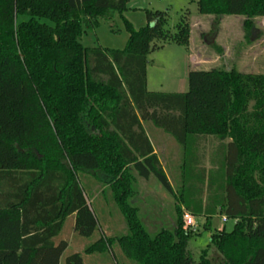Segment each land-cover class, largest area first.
Returning a JSON list of instances; mask_svg holds the SVG:
<instances>
[{
	"label": "trees",
	"instance_id": "trees-1",
	"mask_svg": "<svg viewBox=\"0 0 264 264\" xmlns=\"http://www.w3.org/2000/svg\"><path fill=\"white\" fill-rule=\"evenodd\" d=\"M129 1L0 0V264H60L73 214L76 236H93L98 223L86 195L104 188L86 182L87 173L106 176L103 194L110 192L127 232L80 241L66 264H86L85 256L114 243L137 264H216L209 246L219 264H264V73L191 70L186 92L149 90V54L170 40L188 45L191 26L181 16L171 35L168 12L157 10L136 28L123 16ZM197 2L202 14L245 16L248 38L264 17V0ZM114 13L129 32L126 48L84 45L99 19ZM145 124L182 148V168L196 180L179 190L185 208L206 215L209 227L218 212L235 220L231 231L212 233L198 262L182 208L174 229L152 234L130 203L133 171L175 193ZM209 140L213 167L197 173Z\"/></svg>",
	"mask_w": 264,
	"mask_h": 264
},
{
	"label": "rangeland",
	"instance_id": "rangeland-1",
	"mask_svg": "<svg viewBox=\"0 0 264 264\" xmlns=\"http://www.w3.org/2000/svg\"><path fill=\"white\" fill-rule=\"evenodd\" d=\"M127 6L128 10L123 16L136 28L147 24L146 11L157 10L168 12L170 18L168 29L171 35L177 31L176 24L181 16L187 15L191 26L188 45H179L170 40L163 47L149 54L147 66L149 90L186 92L189 87L188 74L191 70L237 68L243 72L264 73V17L254 19L255 28L252 36L248 38L244 27L245 16L202 14L198 10L197 0H130ZM124 18L119 13L100 18L99 25L84 36V45L100 46L103 49H125L129 32ZM149 125L145 124L146 128L150 127ZM160 142L162 146H156L157 154L167 171L175 193L166 190L155 176L144 179L133 171L135 193L130 198V203L138 207L143 223L152 234L163 228L174 229L180 215L179 208H182V216L185 211L191 212L185 208L179 190L183 185L196 182L195 177L187 176L185 169L182 168L183 151L176 140L171 135H164V132H161ZM205 145L207 155L195 168L197 173L202 172L203 169L209 171L213 167L209 154L215 145L211 144L210 140ZM105 181L106 176L102 173L86 174V182L97 189L107 188ZM207 184L208 182L204 186V203L209 195ZM104 189L103 192L99 191V188L93 195H86L98 223L93 236L83 237L75 234L76 239L72 241L75 222L71 220L65 225L62 235L71 241V246L68 252L64 253L61 264H66L65 257L72 251L76 252L83 248L80 241L90 244L100 236H116L127 232L122 211L110 199L109 191L103 194ZM195 216L196 229L189 230L192 231L193 237L189 240L188 250L193 260L198 262L202 250L211 242L212 233L222 229L231 231L235 220L230 219L224 223L222 217L225 215L218 212L210 218L209 227V218L206 215ZM208 257L214 259L216 264L221 261L219 252L213 246L208 248ZM85 260L86 264H137L123 254L118 243H114L112 249L105 254L87 255Z\"/></svg>",
	"mask_w": 264,
	"mask_h": 264
},
{
	"label": "crops",
	"instance_id": "crops-1",
	"mask_svg": "<svg viewBox=\"0 0 264 264\" xmlns=\"http://www.w3.org/2000/svg\"><path fill=\"white\" fill-rule=\"evenodd\" d=\"M150 127H148L147 128V132H148V135H149V137H150V139H151V142H152V144H153V146H154V148H155V152L157 153V148H156V146H158V147H161L162 146V144H161V142H160V135H161V132H164L163 130H161V129H159V128H157V127H155L154 125H152V124H150L149 125ZM164 135H167V133L166 132H164ZM73 221V222H75V214H73L72 216H70L69 218H68V220H67V222H70V221ZM230 219H228V221H229ZM227 221V222H228ZM222 222H223V219H222ZM67 224V223H66ZM72 233H73V235H72V237H74L75 236V234L77 235V233L75 232V230L73 229L72 230ZM64 239H68V238H65V237H63ZM68 243H69V245H68V248H67V250L64 252V253H66V252H68V250H69V248H70V246H71V241L70 240H68ZM80 251V250H79ZM73 252V251H72ZM75 252V251H74ZM76 252H78V251H76ZM63 256H64V254H63ZM63 256H62V258H63ZM62 258H61V260H62ZM60 264H61V261H60Z\"/></svg>",
	"mask_w": 264,
	"mask_h": 264
},
{
	"label": "built area",
	"instance_id": "built-area-1",
	"mask_svg": "<svg viewBox=\"0 0 264 264\" xmlns=\"http://www.w3.org/2000/svg\"><path fill=\"white\" fill-rule=\"evenodd\" d=\"M222 219L224 223L228 221L227 216H223ZM183 221H184V228L186 230L196 229V216L191 212L185 211L183 213Z\"/></svg>",
	"mask_w": 264,
	"mask_h": 264
}]
</instances>
